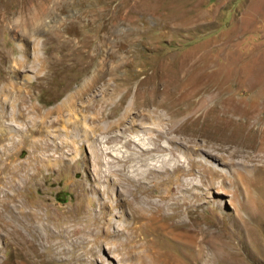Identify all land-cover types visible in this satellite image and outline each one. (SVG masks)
<instances>
[{"label":"rangeland","instance_id":"rangeland-1","mask_svg":"<svg viewBox=\"0 0 264 264\" xmlns=\"http://www.w3.org/2000/svg\"><path fill=\"white\" fill-rule=\"evenodd\" d=\"M174 75L211 84L197 100L227 114L170 131L189 115L144 101ZM262 102L264 0H0V264H41L30 243L42 264H264V164L244 157L253 152L248 126H257L244 113L264 118ZM230 134L234 144L223 139ZM129 147L152 148L162 172L154 194L199 186L193 221L212 233L181 237L175 215L133 223L126 208L89 241L58 236L70 213L79 224L106 223L95 201H114L118 188L104 191L94 166L104 170L99 159ZM235 147L245 151L232 158ZM190 157L217 173L202 177Z\"/></svg>","mask_w":264,"mask_h":264},{"label":"bare ground","instance_id":"bare-ground-1","mask_svg":"<svg viewBox=\"0 0 264 264\" xmlns=\"http://www.w3.org/2000/svg\"><path fill=\"white\" fill-rule=\"evenodd\" d=\"M180 70L181 69L179 67L178 71H180ZM128 80H129L128 78L122 77V76L121 77L117 76V78L114 79V81L116 83L118 82L121 84H124V83L126 84ZM160 85H161V87H160ZM214 91H215V88H213L211 86V84L209 85V83H206V84L198 87L196 81H194V82L189 81V82H187V84L184 85L182 83L181 76L178 77V76L174 75L173 78L162 79V80L154 82V86L149 90V96L145 99L144 105L147 107L154 106L156 108H158V107H163L166 109L171 108V111L173 114L187 113L189 116H187L186 122L183 123V126H170L168 128L170 131H173V132L174 131H181V130L183 131V127H185V126L190 128L191 126H196V124L203 123L204 121H206L207 116L209 115L210 112H215V113L217 112L218 115H220V116H222V115L218 111L222 112L223 116H225L227 114L226 110L224 111L221 107H218L214 102H212L210 104L209 102L208 103H206V102L202 103V102L197 100V98H198L197 96H201L202 94H205V93L212 94ZM137 105L140 106L138 103H137ZM261 105H262V108H264V102H262ZM222 106H224V105L222 104ZM212 115H213V113H212ZM244 116H245L246 122L249 121L250 122L249 124L252 123L254 125H257V126H248V127L253 128L251 131L252 135L250 136L247 144H246V142H244V146L247 149L248 148L253 149V152L252 153H249V152L245 153L244 157H246V159H249L250 161H254V160H257V162L262 161L264 164V160H263L264 159V145L261 144V142L263 141L262 140L263 136H264V118L257 117L254 113H252V115H251L249 113V111L245 112ZM217 118H218V116H217ZM89 133H90V131H89ZM92 133L93 132H91V135H92ZM77 134H78V132H77ZM83 134H87V133H83ZM93 135H92V137H93ZM119 135H117V136H119ZM124 135L125 134H123V136ZM65 136L68 137L69 135H65ZM88 136L89 135H87V137ZM225 136H227V138H223V139L225 141L227 140L233 144H234V142L238 141L237 138H239L238 134H235V135L230 134V135H225ZM130 137H131V135H130ZM84 138H81V139H84ZM121 138H124V137H121ZM243 138H244V136H243ZM134 139H136V138H134ZM137 139H136V143H137ZM63 140L66 141L65 139H63ZM74 140H76V139H74ZM244 140H245V138H244ZM129 141H130V139H128V137H126V140L124 143L126 145H129V143H128ZM133 141H135V140H133ZM225 141H224V144H225ZM69 142H71V141H69ZM75 143H76V141H75ZM89 143H90V141H89ZM91 144H95V142L94 143L91 142ZM139 144L141 145V143H139ZM221 144H222V142H221ZM137 145H138V143H137ZM64 146L65 145H63V147ZM160 147L161 146L155 142H154V145L152 146L153 149H159ZM69 148L71 149V146ZM74 148H76V146L73 147V149ZM150 148L147 147L144 149H140L139 151H134L135 148H134V150H131V149H133V147H129L128 148L129 151L126 152L127 154L120 156L114 160L110 161V159H109V161H104V160L99 159L98 163L100 164V166H102V167L104 166L105 169L102 171H99L94 166V170L92 169L94 171L92 173L94 175V178H95L94 181L97 183L98 182L101 183V180L106 177L107 179H106V186L104 185L105 186L104 191L111 185H114L118 188V196L115 198L114 201H111L109 199V196L106 200L103 199V201H102L100 198H97V200L95 201V203L98 204V206H97L98 211H95L96 212V218H98V219L107 218L106 223L100 222V225H95L96 224L95 222L93 224L92 223L88 224V222L79 224L78 222H72V219L74 218V216H73V214L70 213L68 218H65V220H67L68 222H66V224L62 227L61 230H58V236L59 237L64 236L65 238L74 237L76 240H77V238H79L80 241L83 243L85 241H89L88 237L90 234H98L99 233V227L101 228V226H103V225L111 224L110 222H112V221L110 219L113 216L119 217L118 213H117V215H115V212H119L122 210L124 212V210L126 208L130 211V216H131L133 223H136L140 220H152L154 218L164 219L168 216L175 215L176 217L179 218V220L177 221L178 224L180 226H182L180 229H183L182 231L177 233L181 237L192 239L196 234H198L200 232L203 233L204 237L207 234L212 233L210 231V229H208V228L205 229V228L200 227V225L196 222L199 219L196 221H193L196 218L195 216L198 214L197 213L198 208L204 202L202 196L198 192L193 191L194 188L199 187L198 185H196V184L191 185L190 184L191 186H189V184H184V183L178 182L179 184H177V187L174 190H172V192H170V194H165V196H161V195L158 196V195L153 193L152 188L154 187V185H156V183L159 180H161L160 174L162 172L161 171L158 172L157 170H154L155 167H152V165H151L152 163L150 164V162H149V156L150 155H148L149 153L151 154L152 148L151 149ZM221 148L224 150H227V149H225L224 146H222ZM125 151H126V149H125ZM241 151L244 152L245 150H243V148L235 147L234 150L232 152H230V156L233 158L235 155H237ZM66 152H68V151H66ZM69 152H72V151H69ZM98 153H99V151L96 154H98ZM119 153L121 154L120 151H119ZM122 154H124V153H122ZM150 157H152V156H150ZM61 159H62V156H61ZM74 160L76 161V159H74ZM81 161L85 167L87 165H89V163H90L87 161L86 157L82 158ZM91 163H94V162H91ZM189 163L190 164L197 163V164H199V166H201L200 174L202 177H205V173H206L205 171L206 170L207 171L213 170L209 165H207L206 163H203L202 160L198 161V160L193 159L192 157L189 158ZM87 167L89 168L90 166H87ZM213 171L216 172L215 170H213ZM92 177H91V180L93 181ZM213 183H214V180L209 179L208 182L206 183V186H209ZM91 187H92V185H91ZM94 187H96V186H94ZM82 189L86 190V192H89V189L87 191V189H85V187ZM154 191H156V190H154ZM156 196H158L157 199H155ZM120 209H122V210H120ZM185 214L193 217L190 222H187L188 220L187 221L184 220L183 216ZM122 220L126 221V220H124V218ZM177 222H176V224H177ZM113 223H115V222H113ZM11 224H12L11 227L13 228V230H15V226L13 225V223H11ZM126 224H129V223H126ZM36 225H38V224H36ZM12 228H11V231H13ZM28 242H30V241H28ZM34 245H35V243L34 244L30 243V245H28V247L27 246L26 247L29 248L28 250H30L31 252L33 251L34 256H38V258H40V259H38V261L41 262V264L43 262L45 263L46 260H43V258H41L42 256L39 255L38 252H36ZM197 251H198V249H197ZM72 259H74V258H72ZM195 264H198V263H195Z\"/></svg>","mask_w":264,"mask_h":264}]
</instances>
